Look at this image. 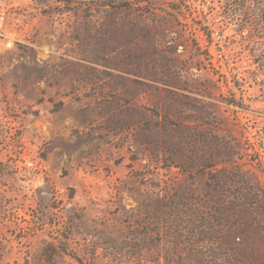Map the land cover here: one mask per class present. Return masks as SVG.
<instances>
[{"label":"rangeland","instance_id":"rangeland-1","mask_svg":"<svg viewBox=\"0 0 264 264\" xmlns=\"http://www.w3.org/2000/svg\"><path fill=\"white\" fill-rule=\"evenodd\" d=\"M224 6L0 0V264H264V43Z\"/></svg>","mask_w":264,"mask_h":264},{"label":"trees","instance_id":"trees-1","mask_svg":"<svg viewBox=\"0 0 264 264\" xmlns=\"http://www.w3.org/2000/svg\"><path fill=\"white\" fill-rule=\"evenodd\" d=\"M225 2V13L224 17L228 19V27L238 33L241 34L246 32H252L254 30H257L260 34L254 35L251 33L250 37L252 39L259 38L264 43V0H224ZM253 49H250V52L252 54L255 53L257 50L263 57L262 61L264 62V47L261 46V44L258 43V41L253 42ZM262 74H264V67L262 70ZM264 81V79L262 80ZM260 82L261 88V95H260V101L264 102V82ZM263 150H264V142L262 143ZM241 147V145H240ZM255 154L257 155L258 161L257 163L261 166V170L264 172V159L263 155L261 154V150H255ZM246 170L240 169L238 171V174L233 176L232 173H229L227 176L229 179L231 178H237L239 182H243V184H240L239 187L242 188L241 194H245L244 192V183H245V174ZM261 182V181H260ZM257 188H263L264 185L258 184ZM252 207L255 210H260L264 213V199H261L258 195L255 200H242L239 202V210L244 211L247 208Z\"/></svg>","mask_w":264,"mask_h":264}]
</instances>
